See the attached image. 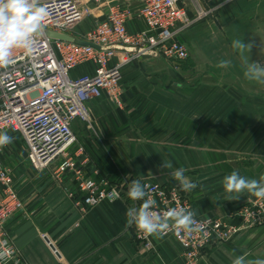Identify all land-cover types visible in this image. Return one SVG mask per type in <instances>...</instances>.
I'll list each match as a JSON object with an SVG mask.
<instances>
[{
	"label": "crops",
	"instance_id": "1",
	"mask_svg": "<svg viewBox=\"0 0 264 264\" xmlns=\"http://www.w3.org/2000/svg\"><path fill=\"white\" fill-rule=\"evenodd\" d=\"M218 1L199 3L210 9ZM95 3L91 11H105L107 2ZM186 6L193 15L191 1ZM129 26L139 30L143 23L135 17ZM179 39L189 57L178 68L162 57H144L124 69L122 107L104 98L91 102L96 140L86 144L89 162L100 176L156 183L178 182L172 172L183 167L197 184L184 191L195 215L227 217L257 198L247 191L226 193L223 178L232 171L256 180L264 175V85L243 75L246 60L264 65V0H229ZM235 40L251 44L250 51L241 55L232 47ZM221 60L231 65L220 68ZM13 154L4 162L14 167L23 207L5 230L22 254L21 264H182L173 237L150 235L152 248H145L127 224L121 200L80 211L71 174L59 175L54 165L33 170ZM166 161L172 168L160 167ZM245 254L247 260L264 259V221L206 249L201 264H232Z\"/></svg>",
	"mask_w": 264,
	"mask_h": 264
},
{
	"label": "built area",
	"instance_id": "2",
	"mask_svg": "<svg viewBox=\"0 0 264 264\" xmlns=\"http://www.w3.org/2000/svg\"><path fill=\"white\" fill-rule=\"evenodd\" d=\"M90 1L98 2L41 0L49 15L36 37L37 47L30 54L15 49L12 62L0 67V131L20 142V161H27L29 168L42 171L54 165L59 175L71 174L75 192L81 196L76 202L80 211L114 200H121L126 208H138L143 201H133L127 195L136 179L124 177L112 182L110 177L100 176L99 169L89 162L91 153L86 144L71 149L76 141L73 127L78 122L87 127L95 124L91 102L97 98H104L113 107L123 106V73L127 66L144 57H162L178 68L189 57L180 33L229 0H219L221 3L210 9L203 8L199 0H146L137 8L114 3L87 31L71 34L90 13ZM190 1L194 7L191 16L186 6ZM135 17L142 21V29L130 28ZM49 31L87 43L54 38ZM10 147L0 148V264H21L22 254L5 230L7 220L23 207L14 185V167L4 162L5 156L13 152ZM139 181L146 185L145 199L156 201L153 211L163 214L179 207L192 211L180 183ZM233 218L236 223L231 221ZM194 219L203 228L191 236L182 231L177 234L171 227L161 235L179 243L182 264H201L206 249L244 228L262 224L264 199L250 201L227 217L195 215ZM137 232L145 240V248L151 249L150 235Z\"/></svg>",
	"mask_w": 264,
	"mask_h": 264
},
{
	"label": "clouds",
	"instance_id": "3",
	"mask_svg": "<svg viewBox=\"0 0 264 264\" xmlns=\"http://www.w3.org/2000/svg\"><path fill=\"white\" fill-rule=\"evenodd\" d=\"M49 13L41 0H0V67H6L12 62L15 49H23L30 54L37 47V35L42 33ZM232 47L242 55L252 45L245 44L242 40L233 41ZM229 60H221L217 65L228 68ZM245 79L264 85V65L258 62L245 61L243 73ZM13 138L6 132L0 131V148L12 143ZM161 168H172L170 161L163 162ZM187 169L180 167L172 172V176L180 183L183 191H191L197 187L185 176ZM223 188L226 193H243L247 191L252 196L264 199V175L259 180L241 176L238 171L223 178ZM128 197L133 201H143L137 207L127 208L125 215L127 224L134 225L136 229L147 235H163L170 227L177 234L181 231L188 236L200 231L203 224H198L194 219L195 213L185 207L170 208L163 214L153 211L156 201L145 199L146 185L139 180H134L129 186ZM246 255L238 256L232 264H264V259L247 260ZM2 258V257H0Z\"/></svg>",
	"mask_w": 264,
	"mask_h": 264
},
{
	"label": "rangeland",
	"instance_id": "4",
	"mask_svg": "<svg viewBox=\"0 0 264 264\" xmlns=\"http://www.w3.org/2000/svg\"><path fill=\"white\" fill-rule=\"evenodd\" d=\"M145 1L146 0H98V4L100 2H107L103 6L104 7L103 9L105 11L103 12L102 11L103 9H101L102 13H99V10L91 11V8L97 6V3H95L97 1H90V3H88V6H87L89 8L90 13L86 14V17L74 28V30L70 31V33L77 35V34H81L87 31L91 27V25L94 23V21L104 18L108 7L114 3H120V4L128 5L129 7H132V8H137ZM75 72L78 73V70H76ZM73 130H74L76 141L71 146L72 150H74L75 145L77 146L78 144H87L89 146L91 144L93 145V141L96 140L94 123H92L91 127H87L84 123L78 122L73 127ZM10 144H11V147L9 148V150L15 152V154H13V158L15 159L14 161L17 163V159L19 157L17 153H20L22 151L21 144L16 138L15 140L13 139L12 143ZM24 164L28 165L27 161H25Z\"/></svg>",
	"mask_w": 264,
	"mask_h": 264
},
{
	"label": "water",
	"instance_id": "5",
	"mask_svg": "<svg viewBox=\"0 0 264 264\" xmlns=\"http://www.w3.org/2000/svg\"><path fill=\"white\" fill-rule=\"evenodd\" d=\"M49 35L51 37L58 38V39L76 41V42H79V43H87L85 41L78 40V39L72 37L71 35H68V34H65V33H59V32H55V31H49Z\"/></svg>",
	"mask_w": 264,
	"mask_h": 264
},
{
	"label": "trees",
	"instance_id": "6",
	"mask_svg": "<svg viewBox=\"0 0 264 264\" xmlns=\"http://www.w3.org/2000/svg\"><path fill=\"white\" fill-rule=\"evenodd\" d=\"M77 70H78V72H79V69H77ZM102 176H104V175L102 174ZM116 180H118V179H115L114 177L110 178V181H112V182H114V181H116Z\"/></svg>",
	"mask_w": 264,
	"mask_h": 264
}]
</instances>
